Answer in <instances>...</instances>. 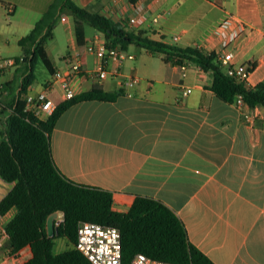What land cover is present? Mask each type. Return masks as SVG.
<instances>
[{
  "label": "crops",
  "instance_id": "1",
  "mask_svg": "<svg viewBox=\"0 0 264 264\" xmlns=\"http://www.w3.org/2000/svg\"><path fill=\"white\" fill-rule=\"evenodd\" d=\"M51 1L0 0V39L9 46L13 42L15 49L19 46L18 54L9 55H23L19 38L29 32ZM73 1L111 18L125 30L151 32L153 38L163 35L166 42L200 45L215 54L228 38L225 51L231 64H254L246 84L264 82V0ZM7 3L10 11L5 9ZM136 4L149 13L129 24ZM20 5L32 16L40 15L16 19ZM6 12L11 14V23L2 28ZM230 15L232 25L214 33ZM67 17L72 30L71 13ZM174 35L178 41H173ZM95 37L105 40L94 28L91 35L86 34L87 44ZM70 44L59 60L50 57L46 45L54 71L65 69L67 59L78 52L75 34ZM89 54L85 52L87 68ZM127 59L118 66L110 63L107 67L114 72L105 78L70 79L74 92L79 93L97 83L114 91L127 74L139 76L134 86L123 88L113 99L80 100L60 113L50 133L59 170L75 182L113 191V206L118 210L126 211L136 195L160 200L182 219L190 242L216 264H264V107L222 100L209 87L211 70L194 61H185L183 68L161 57L131 58L126 66ZM25 70V63H17L0 71L4 107L0 129L15 104ZM50 75L44 83L33 81L28 91L40 94L52 80ZM188 86L191 90L184 94ZM46 94L56 103L63 100L58 84ZM12 185L0 176V199ZM15 210L12 207L0 214V243L8 240L4 224Z\"/></svg>",
  "mask_w": 264,
  "mask_h": 264
},
{
  "label": "trees",
  "instance_id": "2",
  "mask_svg": "<svg viewBox=\"0 0 264 264\" xmlns=\"http://www.w3.org/2000/svg\"><path fill=\"white\" fill-rule=\"evenodd\" d=\"M63 10L73 17L78 52L83 60L87 46L85 24H89L103 33L108 46L127 50L134 44L164 61L177 64L194 61L203 69L211 70L209 87L222 100L235 103L241 94L249 107H264V82L248 86L245 80L227 74L214 52L196 45L166 42L163 35L153 38L151 32L125 30L111 18L73 0H52L29 32L18 40L23 55L14 58L16 64L25 63L26 70L15 104L0 129V176L13 182L0 199V214L16 208L4 224L9 252L16 256L17 264H83L86 258L75 246L77 226L81 221H96L120 230L124 263L135 253L143 252L177 264H216L190 242L182 219L160 200L136 195L126 211L118 210L113 206V191L75 182L57 167L50 133L60 113L74 102L113 99L123 92L122 87L109 91L97 83L58 101L54 110L44 116L37 115L34 109H25L21 94L27 92L34 81L36 60L40 58L48 71L54 72L46 43L52 38L53 27ZM253 66L248 64L249 72ZM3 109L1 104L0 122ZM53 212H61L62 219L54 218L50 234L47 218ZM57 238H64L68 246L58 251ZM25 248L30 250L28 256L22 255Z\"/></svg>",
  "mask_w": 264,
  "mask_h": 264
},
{
  "label": "built area",
  "instance_id": "3",
  "mask_svg": "<svg viewBox=\"0 0 264 264\" xmlns=\"http://www.w3.org/2000/svg\"><path fill=\"white\" fill-rule=\"evenodd\" d=\"M132 13L129 15L127 22L134 24L145 17L149 12L148 9L142 8L140 5H133ZM157 20V16H153V21ZM233 17H225L213 30L214 33H219L223 28L231 26ZM173 41H178L179 36L174 35ZM228 38L221 41V48L217 52V58L225 67L227 74L236 76L238 80H245L248 77V65L238 64L233 65L230 62V57L225 51L228 45ZM201 47L200 45H197ZM86 52L94 55L92 67L87 68L81 54L76 52L73 57L67 59L66 68L53 72V78L43 86V91L40 94H33L29 91L21 94V98L25 100V109H34L39 116H44L51 113L56 107V102L47 97V90L52 85L58 84L61 88L63 100L71 98L75 92L70 85V79L73 76L79 77H99L105 78L114 70H109L108 65L118 64L126 58H133L134 55L127 50L117 46H108L103 38L95 37L91 43L87 44ZM16 61L12 56H4L0 51V71L6 70L15 66ZM185 67V62L179 64ZM117 68V67H116ZM139 80V76L134 73L127 74L120 83L122 88H130ZM191 90V87H185L183 93L186 94ZM235 104L241 106L244 103L242 95L239 94ZM1 106V102H0ZM60 221L62 213H58ZM76 248L85 256L86 262L83 264H177L173 261L153 258L143 252L135 253L128 262L122 261V244L121 234L117 227L105 225L94 221H81L77 226Z\"/></svg>",
  "mask_w": 264,
  "mask_h": 264
},
{
  "label": "rangeland",
  "instance_id": "4",
  "mask_svg": "<svg viewBox=\"0 0 264 264\" xmlns=\"http://www.w3.org/2000/svg\"><path fill=\"white\" fill-rule=\"evenodd\" d=\"M9 4L7 3L5 5V9L7 11L8 10V6ZM67 14L69 13H64L61 12V15L59 17L58 22L56 23L55 28L53 29V36L52 38L47 40L46 45H48V50L50 53V57L54 60H59V58H61V55L66 53V51L68 50V47H70L69 45H71V40L73 39L74 36V32L73 29L71 30L69 28V24L70 22L68 21L69 17H67ZM40 14H36V16H32L30 14L29 9H26L25 7L20 5V9L18 12V15L15 17L16 19H23V20H29V18L31 17H38ZM11 16L10 13L3 14V18H2V28H4L5 26H8V24L11 23V21L9 20V17ZM13 21V19H11ZM68 22V23H67ZM94 28L89 25V24H85V32L87 35H91L93 32ZM171 37V34H168V38ZM0 51L2 53V55L4 56H11L9 54H18L19 53V46L17 45L16 49L14 48V43L12 42V46H9L7 43H5L3 40L0 39ZM129 53H132L134 55L133 58H159L160 56H152V55H147V50L141 46L138 45H130L129 50H127ZM14 57V56H12ZM88 61L90 64V67H92L91 62H92V58H94V55L91 53L88 55ZM131 59H127L126 60V66H128L129 64L132 63V61H130ZM23 63V62H20ZM14 67V66H13ZM34 83H44L46 82L48 79H50L51 75L50 72L48 71V69L45 67L44 63L42 62V60L40 58H38L35 62V66H34ZM126 77V76H125ZM124 77V78H125ZM57 218H59V216H57ZM58 220V219H57ZM1 236V235H0ZM68 246L67 241L64 238H57L56 239V249L58 251L63 250L64 248H66ZM30 254V250L28 248H25L22 251V255L23 256H28ZM18 260L16 258L15 255L11 254L9 252V247H8V243H7V239H3L1 240L0 243V264H17Z\"/></svg>",
  "mask_w": 264,
  "mask_h": 264
},
{
  "label": "water",
  "instance_id": "5",
  "mask_svg": "<svg viewBox=\"0 0 264 264\" xmlns=\"http://www.w3.org/2000/svg\"><path fill=\"white\" fill-rule=\"evenodd\" d=\"M26 58L27 56H24L23 60H26ZM57 216H58V212H53L47 218V227L50 234L52 233L54 227V218H56Z\"/></svg>",
  "mask_w": 264,
  "mask_h": 264
},
{
  "label": "bare ground",
  "instance_id": "6",
  "mask_svg": "<svg viewBox=\"0 0 264 264\" xmlns=\"http://www.w3.org/2000/svg\"><path fill=\"white\" fill-rule=\"evenodd\" d=\"M6 5V4H5ZM7 9V8H6ZM62 219V218H61ZM96 222V221H95Z\"/></svg>",
  "mask_w": 264,
  "mask_h": 264
}]
</instances>
